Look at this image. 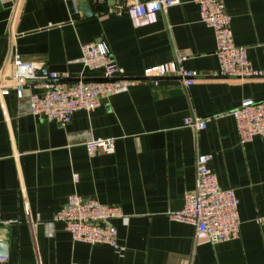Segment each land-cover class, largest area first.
I'll list each match as a JSON object with an SVG mask.
<instances>
[{
	"label": "crops",
	"instance_id": "1",
	"mask_svg": "<svg viewBox=\"0 0 264 264\" xmlns=\"http://www.w3.org/2000/svg\"><path fill=\"white\" fill-rule=\"evenodd\" d=\"M77 0H0V77L11 79L13 58L38 63V73L68 82L99 78L84 67L81 45L105 41L121 75L118 93L92 112L77 111L63 125L31 114V81L19 98L0 94V250L9 264H264V137L242 144L231 113L246 99H264V0H225L235 43L248 50L258 77L215 75L214 30L194 0H178L157 21L136 25L111 13L113 2L84 16ZM185 57L199 75L187 86L176 75L146 77L145 70ZM208 126H185L190 116ZM113 137L115 151L91 155L86 142ZM211 154L223 188L239 198L237 239L211 243L170 213L193 190L197 156ZM79 180H74V175ZM122 207L115 220L118 254L106 244L76 242L55 214L70 194ZM6 244V246H3Z\"/></svg>",
	"mask_w": 264,
	"mask_h": 264
},
{
	"label": "built area",
	"instance_id": "2",
	"mask_svg": "<svg viewBox=\"0 0 264 264\" xmlns=\"http://www.w3.org/2000/svg\"><path fill=\"white\" fill-rule=\"evenodd\" d=\"M11 1V0H3ZM93 5L112 1L111 13H127L136 25H148L157 21L159 13L167 14L178 0H89ZM199 6L201 20L214 30L216 38V56L219 70L215 75L222 77L249 78L258 77L261 72L255 69L249 59L248 50L235 43L232 17L226 11L225 0H194ZM84 67L90 71H99L98 79L87 80L82 77L76 82H68V75L52 73L40 76L38 63L24 59L20 54L13 58L14 72L11 79L0 77V94L5 96L15 89L19 98L23 97L29 82H38L42 93L30 96L31 114L39 119L57 121L68 125L73 115L80 110L92 112L101 106L103 100L118 93L119 84L134 83L132 80L118 82L121 70L114 59L110 46L105 41L83 43L81 45ZM185 57H178L171 63L158 65L145 70L146 77L176 75L191 86L198 77L196 71L183 65ZM231 115L238 126L240 141L246 144L256 136L264 137V99H246ZM211 117L190 116L185 126L202 130L208 126ZM113 137L94 138L86 142L91 155L113 153ZM211 154L197 156V176L193 190L185 194L182 210L170 213V217L179 222L192 224L199 236H206L211 243L217 244L239 238L241 217L239 198L234 189L223 188L218 176L211 169ZM79 180V175H74ZM124 217L122 207L108 205L97 199H86L77 193L70 194L66 204L55 214V221L61 222L76 242L106 244L118 254L124 249L119 243L118 228L115 220ZM0 264H9L8 257L0 256Z\"/></svg>",
	"mask_w": 264,
	"mask_h": 264
},
{
	"label": "water",
	"instance_id": "3",
	"mask_svg": "<svg viewBox=\"0 0 264 264\" xmlns=\"http://www.w3.org/2000/svg\"><path fill=\"white\" fill-rule=\"evenodd\" d=\"M76 2L79 11H81L84 14V16L90 17L93 15L92 4L90 3L89 0H77ZM94 79H98V78H88L87 80H94ZM1 246H2V242L0 240V247ZM3 246H6V244H4ZM6 254H7L6 250H0V256H7Z\"/></svg>",
	"mask_w": 264,
	"mask_h": 264
}]
</instances>
